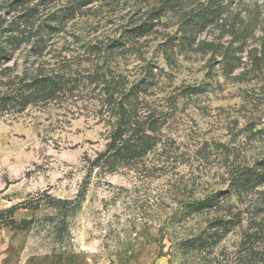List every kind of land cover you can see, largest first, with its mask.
Returning <instances> with one entry per match:
<instances>
[{"label":"rangeland","instance_id":"obj_1","mask_svg":"<svg viewBox=\"0 0 264 264\" xmlns=\"http://www.w3.org/2000/svg\"><path fill=\"white\" fill-rule=\"evenodd\" d=\"M16 1L0 0V45L10 23L24 10L15 6ZM79 1L83 3L76 18L51 39L56 58L52 63L61 60L62 50L70 51L63 57H79L72 60L73 66L87 62V55L81 54L87 43L110 45L159 6V0ZM74 2L49 0L40 5L39 19ZM233 2L226 21L198 37L200 42L215 43L221 49L218 53L188 50L168 61L162 45L177 35L180 17L167 13L132 49L138 51L136 56L118 54L111 61L131 80L151 65L162 76L157 89L161 97L179 95L186 87L202 92L192 100L180 97L173 109L157 101L171 115L163 132L169 148L181 156L174 169L154 168L158 150L147 158L146 179L128 171L106 176L92 172L89 160L106 148L109 130L97 113L95 93L0 117V210L13 209L18 223L37 218L27 231L0 228V264H205L198 257L184 258L178 244L207 229L218 214L208 211L184 220L180 202L227 192L226 157L214 151L203 160L194 152L209 142L225 144L228 153L240 155L246 164L264 158V0ZM249 12L255 16L250 37L236 41L227 35L237 14L246 22ZM226 48L228 64L230 58L236 60L235 69L228 67V78ZM28 50L24 45L5 66L16 73L27 71L33 62ZM255 57L263 58L260 67ZM42 62L45 59L38 61ZM45 193L70 201L84 196L79 211L67 220V227L62 226V234L56 227L61 220L45 204L39 211L27 207ZM236 242L237 235L230 234L211 256L214 264H228V250Z\"/></svg>","mask_w":264,"mask_h":264},{"label":"trees","instance_id":"obj_2","mask_svg":"<svg viewBox=\"0 0 264 264\" xmlns=\"http://www.w3.org/2000/svg\"><path fill=\"white\" fill-rule=\"evenodd\" d=\"M17 0L16 7L24 10L14 19L5 31L6 37L0 45V117L21 115L31 107L59 104L67 98H79L83 93L96 94V107L101 119L108 125L106 148L89 160L91 171L99 175H115L124 171L133 172L139 179L150 176L147 158L159 151L154 168L174 169L181 158L178 151H173L165 141L164 129L168 110L157 106V101H164L173 109L180 97L192 100L201 94L199 89L186 87L179 95L161 97L157 93L161 83V74L155 73L151 65L141 72V77L131 80L129 74L120 67H113L111 61L120 57L136 56L134 51L139 41L151 35L167 13L180 17L177 35L170 37L163 44L162 51L170 61L176 53L184 51H215L219 47L213 42H200L198 37L209 28L226 21V14L234 0H159L148 19L124 32L119 40L110 45L87 43L81 50L87 55V62L80 65L71 63L69 53L60 51L61 60H54L51 39L62 33L73 21L83 2L67 4L57 11L39 19L40 5L49 0ZM232 30L228 33L240 41L250 37L255 16L249 12L247 21L237 14ZM39 21V22H38ZM240 27L238 28V26ZM242 27V29H241ZM80 40L78 36L74 37ZM24 45L29 46L28 54L33 59L30 67L22 73H16L12 67L5 66L6 61ZM63 57V58H62ZM45 59L46 63H38ZM225 77L228 67L235 69L236 60L228 64V48L224 53ZM256 66H261L263 58L255 57ZM122 63H118L120 66ZM83 65H88L82 68ZM164 107V106H163ZM214 151H220L226 157L223 167L227 175L228 191H218L199 200L182 201L184 220L196 214L215 211L218 216L199 234L182 240L178 252L184 257L201 258L205 264H214L211 256L222 242L230 235L236 234L238 242L229 252L228 264H264V158L253 164H246L241 156L230 151L225 144L204 143L194 152L196 157L207 160ZM209 152V153H208ZM183 155V154H182ZM227 166V167H225ZM175 184H173L174 186ZM235 198V202H232ZM84 196L80 194L75 201L57 199L45 193L43 198L27 204L32 210L39 211L46 205L53 211L55 218L61 220L56 227L58 234L67 227V220L76 215L82 205ZM15 211L0 210V228L12 227L17 231L33 228L37 218L14 220ZM63 226V227H62Z\"/></svg>","mask_w":264,"mask_h":264}]
</instances>
